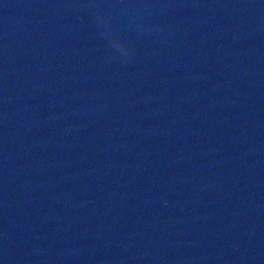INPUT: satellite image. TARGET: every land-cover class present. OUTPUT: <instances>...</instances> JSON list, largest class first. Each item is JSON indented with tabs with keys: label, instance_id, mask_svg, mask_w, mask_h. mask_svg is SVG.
I'll return each mask as SVG.
<instances>
[{
	"label": "water",
	"instance_id": "1",
	"mask_svg": "<svg viewBox=\"0 0 264 264\" xmlns=\"http://www.w3.org/2000/svg\"><path fill=\"white\" fill-rule=\"evenodd\" d=\"M0 264H264V0H0Z\"/></svg>",
	"mask_w": 264,
	"mask_h": 264
}]
</instances>
